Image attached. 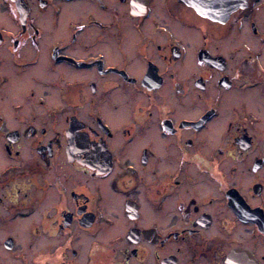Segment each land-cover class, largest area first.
<instances>
[{
    "label": "flooded vegetation",
    "instance_id": "1",
    "mask_svg": "<svg viewBox=\"0 0 264 264\" xmlns=\"http://www.w3.org/2000/svg\"><path fill=\"white\" fill-rule=\"evenodd\" d=\"M0 264H264V0H0Z\"/></svg>",
    "mask_w": 264,
    "mask_h": 264
}]
</instances>
